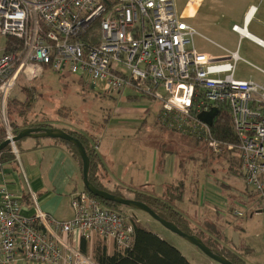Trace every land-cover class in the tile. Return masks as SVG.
Wrapping results in <instances>:
<instances>
[{
    "label": "built area",
    "instance_id": "1",
    "mask_svg": "<svg viewBox=\"0 0 264 264\" xmlns=\"http://www.w3.org/2000/svg\"><path fill=\"white\" fill-rule=\"evenodd\" d=\"M232 30L253 39L245 27ZM196 34L173 0H0L2 141L9 140L17 156L7 102L20 78L32 81L48 67L101 91L130 89L151 98L160 104L166 127L194 135L214 153L237 150L246 186L256 202H264V87L235 78L236 52L215 59L197 51ZM213 108L227 111L236 142L215 139L211 126L199 120ZM29 200L33 213L25 215L20 199L0 189L2 264L17 254L29 262L96 264L89 253L97 239L111 240L120 251L132 243L130 218L84 190L71 197L73 217L67 221L45 213L35 193ZM82 240L90 248L86 254Z\"/></svg>",
    "mask_w": 264,
    "mask_h": 264
},
{
    "label": "rangeland",
    "instance_id": "2",
    "mask_svg": "<svg viewBox=\"0 0 264 264\" xmlns=\"http://www.w3.org/2000/svg\"><path fill=\"white\" fill-rule=\"evenodd\" d=\"M185 1L173 0L174 10L179 16L185 6ZM210 2L216 3L212 5L215 11L218 14H223L231 22L245 10L249 3L255 4L254 10L259 8L256 15L258 18L264 11V1L261 3L260 0H205L196 18L186 20L182 18L197 32L193 38L197 51L207 53L212 58L226 57L231 52L230 49L217 44L219 42L212 40L213 38L199 26L200 16L202 17L207 11L206 6L210 5ZM234 76L236 79L259 81L257 72L242 60L235 63ZM29 89L35 92L34 99L36 96L37 98L30 111L25 112L24 115L21 113L18 115L15 109L12 110L11 115H13H10V118L16 119L18 124L45 118L54 127L60 124L72 125L73 123L86 128L90 120L98 119V122H101L106 117L105 113L114 107V115L112 114L114 124L97 130L96 133L100 139L104 138L106 142L114 140V153L119 155L114 162V171L117 165V174L109 172L110 177L117 179L124 169L127 172L126 177H135V174L149 170L151 154L162 152L170 159L171 156L168 153H175L176 158L180 159L177 176L180 179L184 177L183 200L174 203L175 209L200 229L208 230L209 227L203 224L204 221L213 223V226L218 229L216 233L221 236L220 239L213 236L218 247L225 248L236 256L238 261L240 260V264H264V202L258 201L257 205L251 203L252 199L246 200V203L236 202V199H239L236 198L238 194L231 188L236 185L242 189L245 184L240 176L229 174L227 171L228 163L224 157L227 154L222 156L220 154L228 151L222 150L220 153H214L207 147L205 141L197 139L194 135L166 127L156 115L157 101L141 96L136 104L124 102L117 104L120 94L113 92V105L111 98L94 93L90 84L76 74L67 72L59 74L45 67L43 73L32 81L25 82L23 78H20L10 99L14 97L23 100L24 91H29ZM144 108L147 110L144 111ZM70 111V117L66 118L63 113ZM233 151L236 150L233 149ZM235 153L231 152L230 156H234L238 160ZM137 155H141V157H137ZM132 156H135V160H132ZM135 184L136 181L131 185ZM227 184L230 187H227ZM106 187L109 186L106 185ZM173 190L174 188L171 189V192ZM200 191L204 193H202L204 195L202 199L205 201V206L206 204L211 205L210 209L205 207L201 210L196 206L197 194ZM119 193L124 198L133 199L134 197L133 192L130 191L120 189ZM247 193L246 191L244 193L246 198ZM162 195L158 197L161 198ZM190 199L195 201V204H192ZM213 206L218 208L221 213L213 210ZM120 209L123 215L128 218H136L151 232L161 233L164 239L182 252L191 264H219L204 255L187 240L162 226L144 211L127 207H120ZM203 212L204 216L202 217L199 214ZM215 221L220 225L214 224Z\"/></svg>",
    "mask_w": 264,
    "mask_h": 264
},
{
    "label": "crops",
    "instance_id": "3",
    "mask_svg": "<svg viewBox=\"0 0 264 264\" xmlns=\"http://www.w3.org/2000/svg\"><path fill=\"white\" fill-rule=\"evenodd\" d=\"M204 1L205 0H186L180 17L185 20L196 18L200 13V9L204 4ZM260 1L262 3L264 0ZM214 4L216 3L210 2V5L206 6L207 11L202 15V17L200 16L199 26L213 38L212 40L218 41L219 43L217 44L230 49L231 52H236L239 57L236 62L242 60L250 65L259 75L258 82L256 80L252 81L264 87V11L258 18H256L259 8L254 10L255 4L249 3L245 10L230 22L223 14H218L215 11L212 6ZM233 25L245 27L246 31L254 40L233 31ZM223 58L225 57L215 59ZM90 86L94 90L93 92L97 95H103L111 98L114 105L113 92L104 90L101 91L98 88H93L92 85ZM139 97L141 96H138L132 90L126 89L120 93L116 103L118 104L119 102H124L126 104H136L140 99ZM156 103L158 104V111L156 115H158L160 104L158 102ZM146 110L147 108H144V111ZM63 114L66 118H69L71 111L64 112ZM112 114L114 115V107L112 110L105 113L106 117H104L101 122H98V119L95 121L90 120L86 128L80 127L78 124L74 125L73 123V126L63 124L57 126L58 128H62L68 132H77L84 134L88 138H95L94 148L98 155L96 158L97 163L95 166V177L97 182H99L105 190L118 193L120 189L122 191H130L133 192V199L136 194L158 197L159 195H164L166 186L169 184H174L178 180H182L184 183V177L180 179L177 176L180 167V159L176 158L175 153H168L171 156L170 159H168L169 157L164 156L162 152L160 154L155 153V155L151 154L152 159L150 158L149 170H145L144 173L141 171V173L135 174V177L130 176L129 178L128 176L126 177L127 172L126 169H124V172H121L117 179L115 177L112 179L109 172L117 174V165L115 166L114 171V162L117 160L116 158L119 157L118 154L114 153V140L106 142L104 138L100 139L96 134L98 132L97 130L104 129L110 124H114ZM34 120L40 123H48L50 126H53L45 118ZM16 148L17 156L14 155V159L0 162V189L5 187L8 191L20 199L23 205L22 213L25 215H31L33 213V209L30 207L29 202V193L33 192L36 194L39 207L45 213L59 221L70 220L73 217V210L70 205L71 197L73 194L84 190L82 182V168L79 160L73 155L70 148L59 139L25 137L16 143ZM137 157H141V155H137ZM132 158V160H135V156H132ZM234 175L242 178L240 170L238 174L235 173ZM136 176H138V178H136ZM167 177L169 178L166 179ZM134 181H136V184L131 185ZM137 184L139 185L137 186ZM106 185L109 187H106ZM227 187L230 186L227 184ZM231 189L238 194L236 198L239 199H236V202L242 201L243 203H246V200L252 199L253 202L251 203L253 205H257V202L255 201V193L251 188L247 187L246 184L242 189L238 188L236 185ZM245 191L248 192L247 198L244 194ZM202 193L203 192L200 191L197 194L198 202L196 206L201 208V210L205 207L210 209L211 205L209 206L206 204L205 206V201L202 199L204 193ZM163 195L161 198H164ZM182 200L183 195L180 202H182ZM190 202L195 204V201H192V199H190ZM174 207L176 208L175 204ZM212 209L220 212L215 206H213ZM199 215L203 217L204 212ZM218 218H220V216H218ZM191 222L189 225L191 229L194 231L204 230L206 232V229H200L194 226ZM203 224L213 225L210 221H204ZM214 224L220 225L217 221H215ZM156 234L164 239L161 233ZM206 235H208V232H206ZM76 236V234H72L70 236L71 243L77 244ZM104 243L109 254L116 250L115 244L113 245L111 240L107 239ZM6 264L46 263L29 262L21 255L17 254L11 261H9V263Z\"/></svg>",
    "mask_w": 264,
    "mask_h": 264
},
{
    "label": "trees",
    "instance_id": "4",
    "mask_svg": "<svg viewBox=\"0 0 264 264\" xmlns=\"http://www.w3.org/2000/svg\"><path fill=\"white\" fill-rule=\"evenodd\" d=\"M24 95L25 97L23 100H19L13 97V99L11 98L7 102L6 111L8 118L10 120V125L15 135L25 127L50 126L48 123H43V122L40 123L38 121H33L28 123L24 122L22 124H18V122H16V119L12 120V118H10L12 110L14 109L16 110L18 115L20 113L24 115L25 112L30 111L31 107L33 106L34 100L37 98V96L34 99L35 92L30 89L29 91L25 90ZM211 132L214 138L217 140H223L226 142H236L237 140L236 135L229 121V115L225 109L223 111L219 110V112L213 119L211 125ZM69 133L79 139V141L82 143V145L86 150V154L89 157V161H90L89 172H88L89 181L97 188L104 189L100 185V183L97 182V179L95 177V166L97 163L96 158L98 156L94 148L95 138H88L84 134L77 132L69 131ZM3 135H4V128L3 126L0 125V143L2 142ZM62 142H64L70 148L73 155L79 160L81 164V160L77 152V149L68 142L65 141ZM223 150L225 151V149ZM226 151L228 152L221 153L220 155L222 156L224 154H227V156L224 157L228 163L227 171H229V174L231 173L238 174L239 170L241 173L240 159L237 150L236 151L226 150ZM231 152L234 153L236 152L235 154L237 155L239 161L235 159L234 156H230ZM12 159H14V155L13 153H11L9 146L5 147L0 151V162L12 160ZM173 188L175 191L173 190L174 192L173 191L171 192V189ZM84 191L86 190L84 189ZM183 192H184V183L182 180H179L176 181V183L174 184H169L168 186H166L164 192V198H158L151 195L136 194L134 199L146 203L158 216H160L165 220L173 222L183 232L187 234H196L202 239V241L208 247L216 250L218 253L225 256L231 262L235 264H240L239 262L240 260L238 261V258L236 256L231 254L225 248L218 247L217 241L213 239V236L219 239L221 238V236L218 233H216L218 229L215 226L211 224L207 225V227H209L208 230H206V232H208V235H206V232L204 230L194 231L189 227L190 225L189 220L185 218L183 214L174 207V202L181 201ZM111 193L120 195L118 192H111ZM94 198L99 200L103 205L111 209H114L116 211L121 212L122 210L120 209V207H125L116 203L103 201L102 199L97 197ZM130 220L133 224L132 225L133 240L131 245L125 248L124 250L121 251L115 250L111 254H109L107 252L106 245L104 243L105 240L97 239L90 250L91 252L89 253L91 259L96 264H191L190 261L186 258V256L183 255L177 248H175L173 245L168 243L165 239L158 236L156 233L151 232L138 220H136V218L134 219V217H131ZM80 245H81V250L83 251V253L86 254L88 252L87 241L82 240Z\"/></svg>",
    "mask_w": 264,
    "mask_h": 264
},
{
    "label": "water",
    "instance_id": "5",
    "mask_svg": "<svg viewBox=\"0 0 264 264\" xmlns=\"http://www.w3.org/2000/svg\"><path fill=\"white\" fill-rule=\"evenodd\" d=\"M217 115V110L213 108L209 112L202 113L198 115L199 120L206 123L208 126L212 125L213 118ZM25 137L31 138H50V139H59L65 142L72 144L79 154L81 160V170H82V182L84 189L93 197H97L102 199L103 201H108L112 203H116L128 208H132L135 210H141L147 213L150 217L158 221L162 226L170 230L171 232L179 235L180 237L187 240L193 246L197 247L204 255L209 257L210 259L216 261L219 264H235L228 260L225 256L218 253L216 250L208 247L202 239L196 234H187L183 232L180 228H178L173 222L165 220L158 216L146 203L136 200L124 198L123 196L113 194L105 189H100L94 186L88 179V172L90 161L89 157L86 154V150L79 139L66 130L54 126L48 127H25L20 130L13 138L12 142L17 143L21 139ZM10 144L9 140H3L0 143V151L7 147Z\"/></svg>",
    "mask_w": 264,
    "mask_h": 264
},
{
    "label": "bare ground",
    "instance_id": "6",
    "mask_svg": "<svg viewBox=\"0 0 264 264\" xmlns=\"http://www.w3.org/2000/svg\"><path fill=\"white\" fill-rule=\"evenodd\" d=\"M195 1H197V0H195Z\"/></svg>",
    "mask_w": 264,
    "mask_h": 264
}]
</instances>
